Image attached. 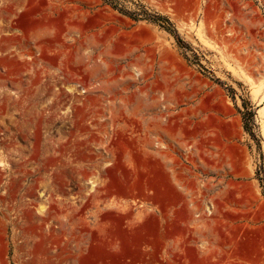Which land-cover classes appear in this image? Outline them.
Returning a JSON list of instances; mask_svg holds the SVG:
<instances>
[{
    "label": "rangeland",
    "instance_id": "rangeland-1",
    "mask_svg": "<svg viewBox=\"0 0 264 264\" xmlns=\"http://www.w3.org/2000/svg\"><path fill=\"white\" fill-rule=\"evenodd\" d=\"M0 264H264V0H0Z\"/></svg>",
    "mask_w": 264,
    "mask_h": 264
},
{
    "label": "trees",
    "instance_id": "trees-1",
    "mask_svg": "<svg viewBox=\"0 0 264 264\" xmlns=\"http://www.w3.org/2000/svg\"><path fill=\"white\" fill-rule=\"evenodd\" d=\"M166 22L169 24V25H171L170 23H169V20H167L166 19ZM166 30H168V31H170V28H168V27H166V26H163Z\"/></svg>",
    "mask_w": 264,
    "mask_h": 264
}]
</instances>
